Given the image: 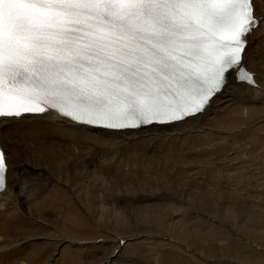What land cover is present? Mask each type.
Returning a JSON list of instances; mask_svg holds the SVG:
<instances>
[{
	"label": "bare ground",
	"instance_id": "obj_1",
	"mask_svg": "<svg viewBox=\"0 0 264 264\" xmlns=\"http://www.w3.org/2000/svg\"><path fill=\"white\" fill-rule=\"evenodd\" d=\"M257 6L258 13L264 12L260 0ZM256 36L257 39L250 38L245 63L249 71L257 73L259 88H250L238 83L235 76H229L228 87L194 123L107 137L103 133L92 134L98 130L77 131L74 125L53 113L22 125L10 126L9 122L1 121L0 146L10 158V188L6 194H0V264H108L110 259L112 264H264V202L258 200L264 199V24ZM178 140L186 143L184 155L177 160L182 163L180 165L189 166L185 177L195 175L198 169L208 168L214 179L224 163L226 168L230 161L241 159L246 161L242 166L245 167L253 154L256 158L260 156L261 162L257 161V173L249 172L246 181L232 180L234 184L230 190V186L225 188L210 180L197 185L156 183V192L151 189V195L147 196L143 194L144 189L139 195L129 193L132 197L126 191L128 197L117 199L119 204L140 199L151 203L143 204L146 206L142 209L143 223L137 222L135 228H131L133 224L129 226L131 218L127 220L128 217L119 216L121 214H115L113 220L108 221L111 214L102 206L107 200L101 202L100 207L94 205L92 185L89 189L80 181L79 187L72 192L66 189L63 197L64 190L56 184L58 181L52 180L53 174L57 175L56 161L62 150L76 160L72 175L81 176L83 169L89 172L86 175L89 178L90 172L96 169L92 165L107 157V151L115 149H139L138 154L145 157L157 152L156 159L168 157L163 159L161 167L170 161L175 164L172 154ZM191 140L202 143L200 148L203 149L194 154L196 158H192ZM164 143L168 145L164 147ZM60 144L66 147L61 148ZM208 158L212 159L207 161ZM118 159L117 163L123 160ZM85 164L92 167L88 169ZM192 165L194 167L190 168ZM158 166L156 163L153 170L149 169L151 165L132 170L128 169L129 165L126 173L135 172L140 179L132 180L146 185L151 173L168 178L173 170L170 168L167 175L164 168H156ZM100 168L110 177H119L120 173L121 178L127 175L122 171L116 175L113 170ZM241 192L244 194L240 198ZM113 203L114 207L116 203ZM75 233L80 235L73 236ZM108 233L112 234L110 238L106 237ZM66 234L78 240H75L78 249L68 254L67 250L65 256L61 253L63 257L56 258L58 249L73 241ZM99 238L102 243L90 245ZM123 239L127 243L122 247L116 242L115 245L107 244ZM118 248L119 255L113 257Z\"/></svg>",
	"mask_w": 264,
	"mask_h": 264
},
{
	"label": "snow or ice",
	"instance_id": "obj_2",
	"mask_svg": "<svg viewBox=\"0 0 264 264\" xmlns=\"http://www.w3.org/2000/svg\"><path fill=\"white\" fill-rule=\"evenodd\" d=\"M262 24L257 0H0V119L55 112L107 137L194 123L230 74L259 88L245 55ZM9 174L0 147V194Z\"/></svg>",
	"mask_w": 264,
	"mask_h": 264
},
{
	"label": "rangeland",
	"instance_id": "obj_3",
	"mask_svg": "<svg viewBox=\"0 0 264 264\" xmlns=\"http://www.w3.org/2000/svg\"><path fill=\"white\" fill-rule=\"evenodd\" d=\"M261 139L263 140V138H262V135H261ZM190 142H192L191 144H193L192 145V147H191V154H192V158H193V156H194V154L197 152V151H200V150H202L203 149V147H201L200 148V146H202V143H200V142H197V141H195V140H191ZM195 142V143H194ZM226 142V141H225ZM61 145V148H65L66 146H63L62 144H60ZM168 144L167 143H164L163 144V146L164 147H166ZM185 145H186V143H185V141H181V140H178L175 144H174V147H173V154H172V156H173V158H176V159H174L176 162H177V160H179L180 161V158H181V156H183L184 155V147H185ZM195 148V149H194ZM181 149V150H180ZM138 151H139V149H130L129 151H126V150H120V149H115V150H111V151H107V155H105V156H107V157H105L104 159H98L96 162H95V160H96V155H94V162H95V164L94 165H92L93 167H95L96 169H95V171H93V172H90L91 173V175H90V177L88 178V177H86V175L89 173V172H85L83 169H82V173H81V176L79 175H75V174H73L72 175V171L74 172V166L76 165V163H74V162H76V160L75 159H72L71 158V156H70V154H68V153H66V151L65 150H62L61 151V155L57 158V161H56V163H57V175L56 174H53V177H52V180H56V181H58V183H56L58 186H60L63 190H64V192H63V197L65 196V193H66V191L68 190V191H70V192H72L73 191V189L74 188H78L79 186H78V183H80V181L82 182L81 184L84 186V185H88L87 187L90 189L91 187H89V186H91L92 185V189H94V191L91 189L90 191L92 192V194H93V201H94V205H98V207H100L101 206V204L105 201V200H107V202L105 203L104 202V204L107 206V207H109V208H107L106 206H104V204H102V206L104 207V210H105V212L107 211L109 214H111V218L108 220V221H110L111 219L113 220V217H115V216H118V214H121V215H119V216H122V217H124V218H127V220L128 219H130V220H128L129 222H130V224H129V222H128V224H129V226H131L132 224V226H131V228L133 227V226H137L138 225V223L137 222H139V224H141V223H143V221L141 220L142 218H143V215H142V209H143V207H146L145 205H143V204H151V203H149V201H147V202H145V200L143 199V201L144 202H142V200L140 199V200H138V201H130V200H128V203L127 202H125L124 204L122 203V204H119L118 203V201H117V199H122V198H126V197H128L127 196V194H129V193H134V194H136V195H139V193L141 192L140 190L141 189H144L145 191L143 192V194H144V196H147V195H151V193L152 192H149V190H151L152 189V191L155 193L156 191V189L158 188V185L156 184V183H161V184H167V183H169V182H173L172 183V185H174V186H177V185H191V184H199L200 183V181H201V183L200 184H205V183H207V182H209L210 180V182H218V183H220L221 184V186L222 187H229L228 189L230 190L231 189V187H233V185H231V184H234V182L232 181V180H240V182H244V181H246V179L248 178V175L250 174L249 172H252V173H257V170H256V168L258 167V165H259V163L257 162L258 160L261 162V159H259V157L260 156H258L257 158L254 156V155H256V154H253L252 156H251V158H250V160L251 161H247V162H249V163H246L247 165L245 166V167H242V166H244V163L246 162V161H244V160H241V159H239V160H237L236 161V159H234V160H232V161H230V164H227L226 165V168H224L225 167V164L226 163H224V165L222 166V168L220 169V173H218V175L217 176H215L214 177V179H213V175H212V177H211V170H209L208 168H204L203 170H201V169H198V172L195 174V175H193V176H191V177H185V175H186V171L188 172V168H189V166H184V165H180V164H182V163H175L174 164V162H168V164H167V166H165V167H161V165H162V161H163V159H168V157H167V155H165V157L163 158H158V159H156V157H157V155H158V153L156 152V154L155 153H153V155L151 156V157H149V156H147V157H145V156H143L142 154H138ZM106 152V151H105ZM120 152V153H119ZM115 153V154H114ZM109 154V155H108ZM170 154V153H169ZM262 155H264V153H262ZM116 156H118V157H120V158H122L123 160L121 161V163H117L118 161H119V159H118V157H116ZM126 156V157H125ZM254 156V157H253ZM110 157V158H109ZM239 157V156H238ZM238 157H236V158H238ZM125 158V159H124ZM172 158V159H173ZM194 158H196L195 156H194ZM253 158V159H252ZM80 159V158H79ZM210 159H212V158H208L207 159V161L208 160H210ZM101 160H103V161H101ZM124 161V162H123ZM225 161H228V160H225ZM239 161V162H238ZM255 161H256V164H255ZM103 162V163H102ZM126 162H128V163H126ZM238 162V163H237ZM86 163H88V161L86 162ZM126 163V164H125ZM150 163V164H149ZM159 164V166L158 167H156V168H161V169H163L164 168V170H165V172L164 173H166L170 168H173V170H171L170 172H169V177L168 178H159V175L157 174L156 176H154L156 173H151L150 174V178H149V180H147V181H149L148 183H145L146 185H141L142 183H136V181L137 180H139L140 179V177H139V179H137L138 177H137V175H136V173L134 174L133 172H129V173H126L127 172V170L128 169H132V170H136V169H138V168H140V169H143V168H148V167H150V165H151V167L149 168L150 170H153V166L155 165V164ZM173 163V164H172ZM228 163V162H227ZM236 164H238V166L236 165ZM78 165H79V163H78ZM125 165V166H124ZM127 165V166H126ZM129 165H130V167H129ZM176 165H178V166H176ZM85 166H87V168L89 169V168H91L92 166H89L88 164H85ZM100 166H102V167H104V168H107V169H110L111 171L113 170V173L115 172V174L117 175V173L119 172L120 173V171H122L123 173H126L127 175L124 177V176H122V178L120 177L121 175H122V173H120V176L119 177H114V175H112V177H110L108 174H106V172H105V170L103 169V168H100ZM175 166V167H174ZM181 166V167H180ZM183 166V167H182ZM227 166H229V168L227 167ZM237 166V167H236ZM127 167H129L128 169H127ZM131 167H133V168H131ZM194 166L192 165L190 168H193ZM255 167V168H254ZM224 168V169H223ZM238 168H239V170H238ZM254 168V169H253ZM127 169V170H126ZM167 169V170H166ZM235 169V170H234ZM237 169V170H236ZM235 172V173H234ZM118 173V174H119ZM222 173V174H221ZM232 173V174H231ZM128 174H131V175H134L133 177H135V178H131L130 176H128ZM167 175H168V173H166ZM208 174V175H207ZM108 175V176H107ZM183 175V176H182ZM202 175V176H201ZM204 175V176H203ZM238 175L239 176H241V177H239V179H236V177H238ZM245 175V176H244ZM103 176V177H102ZM129 178H128V177ZM208 176V177H207ZM236 176V177H235ZM126 178V179H124V178ZM152 177H154V178H152ZM172 177V178H171ZM182 177V178H181ZM201 177V178H200ZM219 177V178H218ZM55 178V179H54ZM57 178V179H56ZM105 178V179H104ZM121 178V179H120ZM152 178V179H151ZM198 178V179H197ZM210 178V179H209ZM231 178V179H230ZM95 179V180H94ZM97 179V180H96ZM103 179V180H102ZM107 179H109L108 181H107ZM127 179H131V180H127ZM132 179H135V180H132ZM166 179V180H165ZM175 179H176V181H175ZM202 179V180H201ZM213 179V180H212ZM219 179V180H218ZM111 180V181H110ZM125 180V181H124ZM143 180V179H142ZM172 180V181H171ZM186 180V181H185ZM197 180V181H196ZM128 181H130V182H128ZM134 181V182H133ZM182 181V182H181ZM197 183H196V182ZM199 181V182H198ZM206 181V182H205ZM225 181V182H224ZM106 182V183H105ZM119 182V183H118ZM223 182V183H222ZM102 183V184H101ZM118 183V184H117ZM139 184H140V186H141V188H140V186H139ZM222 184H224V185H222ZM259 183H257V185H258ZM126 188H125V187ZM128 186V187H127ZM138 186H139V188H138ZM103 187V188H102ZM137 188V189H136ZM67 189V190H66ZM118 189V190H117ZM232 189H234V188H232ZM96 190V191H95ZM108 190V191H107ZM44 191H45V189H44ZM103 191V192H102ZM126 191H127V194L125 195V193H126ZM138 191V192H137ZM228 191V190H227ZM115 192V193H114ZM118 192V193H117ZM229 192V191H228ZM103 193H105V194H103ZM240 194H242L241 196H240V198L243 196V194L244 193H240ZM111 195V196H110ZM114 195V196H113ZM122 195V196H121ZM130 195V194H129ZM98 198V200L96 199V197ZM135 196V195H134ZM180 196H183V194H180ZM117 197V198H116ZM130 197H132L131 195H130ZM108 198V199H107ZM112 198V199H111ZM95 199V200H94ZM101 201H100V200ZM111 200L113 201V202H115L116 203V205H114L115 203H113V202H111ZM260 202L261 201H263L264 202V199H258ZM96 201V202H95ZM130 201V202H129ZM102 202V203H101ZM137 203V205L135 204V203ZM141 204H140V203ZM255 202H257V200L255 201ZM96 203V204H95ZM101 203V204H100ZM108 203H110V204H108ZM111 203H113V205H114V207L113 206H111L112 204ZM118 203V204H117ZM129 203H133L132 204V206L129 204ZM139 204V205H138ZM119 205H123V207H127V208H123L122 206H121V208H120V206ZM124 205H126V206H124ZM128 205V206H127ZM142 205V206H141ZM131 206V207H130ZM134 206V207H133ZM113 207V208H112ZM115 207H117V209L115 208ZM107 208V209H106ZM137 208V209H136ZM139 208H140V210H139ZM109 209V210H108ZM111 209H112V212H111ZM114 209V210H113ZM128 210V211H127ZM140 211V212H139ZM106 212V213H107ZM111 212V213H110ZM129 212V213H128ZM107 213V214H108ZM113 213V214H112ZM115 214H117V215H115ZM131 214V215H130ZM133 214H135V216H133ZM141 216H140V215ZM115 215V216H114ZM178 215H180V214H178ZM137 217V218H136ZM140 217V218H139ZM135 218H136V221H135ZM140 219V220H139ZM107 221V220H106ZM133 222H136V223H133ZM168 223V222H167ZM177 223H179L178 221H177ZM135 227H133V228H135ZM52 228V226L51 225H49V229H51ZM101 228V227H100ZM101 229H103V228H101ZM105 229V228H104ZM52 230H54V229H52ZM107 230H110V229H106V231ZM50 231V230H49ZM140 232L142 231V230H139ZM56 233V232H55ZM79 234V233H78ZM78 234H74L73 236H79ZM110 235H112L111 233H108L107 235H106V237H108V238H110L111 236ZM69 234H66V237L69 239V240H73L72 241V243L71 242H69V246L67 245V244H64L63 245V247L60 249H58V253L56 254V258H62L63 257V255L65 256V254H66V251H67V254L68 253H70L72 250H76V249H78V246L75 244V242L76 241H78L76 238H73V239H70L69 238ZM132 239H134L133 237H132ZM51 240V239H50ZM76 240V241H75ZM123 240H126V239H123ZM107 241H110V240H107ZM96 242V243H95ZM116 241L114 240V241H111V242H107V244H108V246L109 245H113L114 243H115ZM132 242V241H131ZM100 243H102V239L101 238H99V239H97V240H95V241H92L91 243H90V245H99ZM66 245H67V247H66ZM115 245V244H114ZM65 247V248H64ZM72 247H73V249H72ZM64 250V251H63ZM110 250V249H109ZM107 251L108 253L110 252V251ZM117 249H115V251H116ZM115 251H114V253H115ZM64 252V253H63ZM63 255H62V254ZM113 253V254H114ZM61 254V255H60ZM246 255V254H245Z\"/></svg>",
	"mask_w": 264,
	"mask_h": 264
},
{
	"label": "water",
	"instance_id": "obj_4",
	"mask_svg": "<svg viewBox=\"0 0 264 264\" xmlns=\"http://www.w3.org/2000/svg\"><path fill=\"white\" fill-rule=\"evenodd\" d=\"M116 251H117V250H116ZM116 251H115V252H116Z\"/></svg>",
	"mask_w": 264,
	"mask_h": 264
}]
</instances>
